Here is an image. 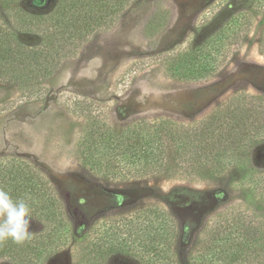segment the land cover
I'll return each mask as SVG.
<instances>
[{"label": "rangeland", "instance_id": "rangeland-1", "mask_svg": "<svg viewBox=\"0 0 264 264\" xmlns=\"http://www.w3.org/2000/svg\"><path fill=\"white\" fill-rule=\"evenodd\" d=\"M53 2L47 0L46 6ZM254 3L133 0L114 28L62 61L40 85L37 98L0 82V159H18L39 171L50 182L67 224L64 242L63 232L49 234L32 219L30 232L43 237L46 249L43 264H140L98 247L109 220L140 208L158 207L175 221V264H192L191 257L204 252L208 226L234 218L246 229L264 220V180L259 184L263 190L251 191L239 168L220 177L119 183L94 177L79 163L91 118L116 132L140 119L191 125L236 93L264 95L259 16L242 24L224 62L204 76V44L233 17L252 13ZM21 40L31 47L39 43L32 35ZM186 68H201V74L189 76ZM79 101L94 110L93 117L70 110ZM247 160L254 173H264V140L253 146ZM0 264L11 263L0 259Z\"/></svg>", "mask_w": 264, "mask_h": 264}, {"label": "trees", "instance_id": "trees-1", "mask_svg": "<svg viewBox=\"0 0 264 264\" xmlns=\"http://www.w3.org/2000/svg\"><path fill=\"white\" fill-rule=\"evenodd\" d=\"M132 1L54 0L53 5L46 6L47 0H0V82L25 89L28 98H37L40 85L62 61L96 35L114 28ZM252 9V13L233 17L204 44V76L224 62L236 32L252 15L261 18L259 52L264 55V0H255ZM23 35L35 36L39 43L28 46L21 40ZM185 70L189 76L201 74V68ZM85 105L74 102L70 110L93 117L94 110ZM262 140L264 95L240 92L191 125L168 118L140 119L116 132L91 118L79 163L94 177L119 183L155 177H220L239 168L251 191L263 190L259 184L264 173H254L247 165V154ZM204 168L211 173H203ZM0 187L14 200L25 199L31 218L45 225L49 234L63 232L67 241L60 203L39 171L18 159H0ZM204 232V252L193 255L192 264L264 262V220L244 229L230 218L222 226H208ZM176 233L175 221L166 211L153 206L140 208L109 220L101 230L98 247L140 264H175ZM42 238L33 235L22 245L11 240L0 243V259L11 264H43L46 249Z\"/></svg>", "mask_w": 264, "mask_h": 264}, {"label": "clouds", "instance_id": "clouds-1", "mask_svg": "<svg viewBox=\"0 0 264 264\" xmlns=\"http://www.w3.org/2000/svg\"><path fill=\"white\" fill-rule=\"evenodd\" d=\"M30 207L25 199L14 200L9 191L0 187V243L11 240L22 245L31 239Z\"/></svg>", "mask_w": 264, "mask_h": 264}]
</instances>
